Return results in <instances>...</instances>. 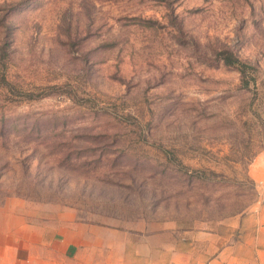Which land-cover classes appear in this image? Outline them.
I'll return each mask as SVG.
<instances>
[{
	"label": "rangeland",
	"instance_id": "obj_1",
	"mask_svg": "<svg viewBox=\"0 0 264 264\" xmlns=\"http://www.w3.org/2000/svg\"><path fill=\"white\" fill-rule=\"evenodd\" d=\"M259 162L264 0H0V239L26 264L74 225L224 232Z\"/></svg>",
	"mask_w": 264,
	"mask_h": 264
},
{
	"label": "crops",
	"instance_id": "obj_2",
	"mask_svg": "<svg viewBox=\"0 0 264 264\" xmlns=\"http://www.w3.org/2000/svg\"><path fill=\"white\" fill-rule=\"evenodd\" d=\"M261 189L256 203L221 222L224 232L202 231L171 235L169 224L143 234L98 225H74L35 233L33 264H264V164L251 167ZM8 232V231H7ZM175 234L174 231H172ZM0 239V264H26L19 249L25 237ZM21 244V245H20ZM15 246V243L13 244Z\"/></svg>",
	"mask_w": 264,
	"mask_h": 264
},
{
	"label": "trees",
	"instance_id": "obj_3",
	"mask_svg": "<svg viewBox=\"0 0 264 264\" xmlns=\"http://www.w3.org/2000/svg\"><path fill=\"white\" fill-rule=\"evenodd\" d=\"M222 55L224 56L223 58V62L229 66V67H234L238 70V72L240 73V75L243 78V84L248 86L249 85V81H246V75L250 74L252 72L255 71V67L247 64L245 62L240 61L238 58H236L233 53H231L228 50H225L222 52Z\"/></svg>",
	"mask_w": 264,
	"mask_h": 264
}]
</instances>
